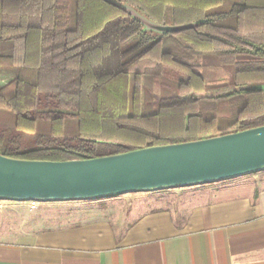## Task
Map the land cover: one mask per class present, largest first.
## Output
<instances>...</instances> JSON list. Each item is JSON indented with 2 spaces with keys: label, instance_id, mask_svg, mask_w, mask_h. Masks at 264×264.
I'll return each mask as SVG.
<instances>
[{
  "label": "trees",
  "instance_id": "1",
  "mask_svg": "<svg viewBox=\"0 0 264 264\" xmlns=\"http://www.w3.org/2000/svg\"><path fill=\"white\" fill-rule=\"evenodd\" d=\"M126 7L191 27L148 30ZM10 70V158H97L261 127L264 0H0V78Z\"/></svg>",
  "mask_w": 264,
  "mask_h": 264
},
{
  "label": "crops",
  "instance_id": "2",
  "mask_svg": "<svg viewBox=\"0 0 264 264\" xmlns=\"http://www.w3.org/2000/svg\"><path fill=\"white\" fill-rule=\"evenodd\" d=\"M14 77L4 71L0 83ZM130 194L100 199L99 209L0 200V264H264V172ZM41 204L66 222L28 217Z\"/></svg>",
  "mask_w": 264,
  "mask_h": 264
},
{
  "label": "water",
  "instance_id": "3",
  "mask_svg": "<svg viewBox=\"0 0 264 264\" xmlns=\"http://www.w3.org/2000/svg\"><path fill=\"white\" fill-rule=\"evenodd\" d=\"M158 33L191 26H162L125 8ZM264 89V85H260ZM264 171V126L207 139L146 147L66 161L0 154V200L81 201L184 188Z\"/></svg>",
  "mask_w": 264,
  "mask_h": 264
},
{
  "label": "rangeland",
  "instance_id": "4",
  "mask_svg": "<svg viewBox=\"0 0 264 264\" xmlns=\"http://www.w3.org/2000/svg\"><path fill=\"white\" fill-rule=\"evenodd\" d=\"M11 49H12V42L11 41H6V42H3L1 44V51L3 54H10L11 53ZM13 71L14 75H16V70H11ZM6 80V79H5ZM4 80V82H6ZM263 172V171H262ZM262 172H258V173H255V174H251V175H256V174H260ZM229 180H225V182H227ZM213 183H210V184H202V185H196V186H207V185H212ZM190 187H195V186H190ZM184 188H187V187H184ZM175 189H179V188H175ZM175 189H165L166 191H169V190H175ZM162 191V190H160ZM182 191H185V190H182ZM138 193H143V195H152L154 193H159V191H151V192H138ZM131 195V194H130ZM2 201V200H1ZM3 201H6V200H3ZM99 201H102L100 199H94V200H81V201H64V202H60V201H55V202H52V203H63V204H68V205H64V209H70V207H72V205H69V203H94V204H89V205H92V206H95V207H98L99 209V205L100 204H96L98 203ZM16 202H20V201H16ZM37 203H45V202H37ZM42 206H37L38 208L36 209H32L30 210L28 213V217H33V216H36V217H42L44 220H47L46 221V225H55V224H61L65 221V219L62 218V216H53L54 213H55V208H52L49 206V204H41ZM79 205V204H78ZM151 206L150 207H158L161 205V202H152L150 204ZM49 206V207H48ZM162 206V205H161ZM55 207V206H54ZM55 209V210H54ZM60 209H57V211H59ZM52 214V215H51ZM50 215V216H48ZM58 215H61V214H58ZM64 220V221H63ZM66 222V221H65Z\"/></svg>",
  "mask_w": 264,
  "mask_h": 264
}]
</instances>
